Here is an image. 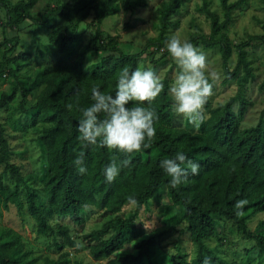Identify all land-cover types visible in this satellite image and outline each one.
Instances as JSON below:
<instances>
[{
	"label": "trees",
	"instance_id": "obj_1",
	"mask_svg": "<svg viewBox=\"0 0 264 264\" xmlns=\"http://www.w3.org/2000/svg\"><path fill=\"white\" fill-rule=\"evenodd\" d=\"M41 1L0 0V10L4 9L8 16L1 23L4 35L0 39V80L8 83L6 89H0V164L4 165L0 175V215L12 207L23 214L26 207L37 232L62 237L63 241L56 239L55 244L63 250L75 246V241L70 228L53 226L52 218L68 216L82 226L86 220L84 212L91 206L106 214H116L133 202L136 211L107 221L101 229L85 235L95 260L109 259V264H156L152 255L154 245L161 244V238L179 222L186 224L196 252L190 256L178 242L176 252H168L167 264H203L205 258H210L211 264H241L223 256L219 245H209L220 227L230 222L255 241L252 250L264 260V217L258 221L257 232L250 227L254 217L264 213V117L257 125L243 129L242 119L251 103L240 93L218 107L211 105L209 97L204 106L207 118L199 129L185 118L175 125L174 103L169 93L174 78L168 76L160 95L142 105L155 109L158 116L154 123L156 136L150 147L129 154L87 145L78 138L81 109L93 102L91 89L97 87L104 94L114 95L119 71L124 67L130 71L140 68L144 53L153 46L156 50L150 53L151 60L166 62L170 55L167 41L182 25L181 17L190 0H165L158 9V36L136 52L122 49L117 35H108L102 41V24L122 11L135 14L148 8L149 0H57L55 4L49 0L35 16L33 9ZM219 1L221 15L212 9L210 0H204L199 11L209 18L210 32L205 34L197 29L188 41L195 47L200 44L219 50L227 80L240 78L244 86L254 76L248 51L253 42L264 45V21L262 32L233 42L230 27L236 19L234 13L246 8L250 0ZM59 20L66 23L59 24ZM84 22L93 31L87 43L79 32ZM26 24L33 29L30 32L36 39L34 47L29 38L20 36L19 31ZM8 27L16 34L7 35ZM130 27L126 23L125 30ZM33 49L35 59L47 58V62L32 75L24 76V70L32 64ZM158 53L161 55L155 60ZM235 53L237 65L231 70ZM236 100L240 102L237 110ZM31 132L37 135L42 162L37 176L26 177L21 166L13 161L16 154L22 156L23 152H16L11 141ZM177 152L198 163L200 169L198 175L189 174L187 180L171 188V178L160 167V161L173 158ZM80 153L84 154L88 169L84 175L78 173L74 164ZM113 159L131 162L109 183L103 170ZM161 193H167L171 199L164 214L167 229L146 232L137 226L138 210L148 206L153 198H160ZM240 200L246 204L237 209ZM172 206L178 210L172 211ZM129 246L133 251L123 253ZM66 255L57 260L48 258L45 264H83L78 260L72 262ZM0 264H34L22 234L12 227H0Z\"/></svg>",
	"mask_w": 264,
	"mask_h": 264
},
{
	"label": "rangeland",
	"instance_id": "obj_2",
	"mask_svg": "<svg viewBox=\"0 0 264 264\" xmlns=\"http://www.w3.org/2000/svg\"><path fill=\"white\" fill-rule=\"evenodd\" d=\"M18 1V0H13ZM165 0H149V6L146 9L140 10L137 13H131L122 11L118 15L110 16L106 18L102 24V41H105L108 35H117L119 38V46L129 52H136L143 48L147 42L158 36V23L159 12L158 9ZM211 7L217 11L220 15L222 14V7L219 0H210ZM233 1V0H232ZM49 0H42L33 9V14L38 16L40 11L44 8ZM57 0H52V4H55ZM204 0H190L187 7L184 8L182 15V25L177 31L171 33L172 35L178 36L182 41L189 40L192 34L198 32L200 29L205 34L210 32V20L205 14L199 11V8L203 5ZM235 21L230 27V36L233 42L238 39L247 37L248 34L262 32L261 22L264 21V10H262V0H250V3L243 10L236 11ZM7 14L4 9L0 10V39H3V28L1 27L7 19ZM59 24H64L66 21L59 20ZM126 23H129L131 27L125 30ZM34 26V25H32ZM30 30H33L30 25H23L22 30L19 31L21 38H29V42H34L33 47L36 44V39ZM90 28L87 22L81 24L79 29L80 33H83L84 42L87 43L93 36V31L90 32ZM41 30H39L40 33ZM7 35H15L16 30L8 29L5 32ZM43 39L47 40V36L40 33ZM196 48L202 52L206 57V63L210 70L216 71L219 74L218 82L213 84V94L210 96L211 105L218 107L221 104L229 102L232 98L238 96L240 93L249 104L247 110L243 116L241 127L243 129L250 128L259 123L262 117H264V45L256 41L252 43V47L249 49V60L252 64L253 77L249 78V81L243 86L241 79L227 80L224 66L222 62V56L219 50H211L197 45ZM156 50L153 46L149 48L143 55L140 68L147 69L151 68L160 77L162 82L166 80V77L174 78L175 74L179 71L175 61L171 55L168 56V60L161 62H153L150 57V53ZM16 53V51H15ZM14 53V54H15ZM36 49H33L32 64L28 66L23 75L30 76L36 69L46 64L47 58L41 61L35 59L34 54ZM162 53V51H161ZM161 53L156 54L155 60L159 59ZM18 54V53H17ZM237 65V54L235 53L230 62V69L234 70ZM207 74V73H206ZM244 71L239 73L242 77ZM209 82L212 83L211 78ZM8 83L0 80V89H6ZM146 103V102H145ZM174 103V100H173ZM240 106V102L236 100L234 102V108L237 110ZM175 115V125L179 124V121L183 120V116ZM8 127V126H7ZM11 125H9V132H12ZM37 135L34 132L18 135L13 138L11 143L14 146L16 152H23L22 156L16 154L13 161L21 166V172L23 176L33 175L37 176L41 164V150L36 140ZM4 172V165L0 164V175ZM8 177L10 173L6 172ZM12 182V181H11ZM164 197L170 203L168 206L161 204V199ZM171 206V199L167 193H161V197H155L152 199L148 206H144L138 210L137 226L142 228L144 231L149 232L157 229L165 230V213L168 211V207ZM172 211L178 208H170ZM136 211V205L131 202L126 204L121 213L106 214L95 206L87 208L84 212L86 218L84 225L80 226L75 223L68 216H56L52 218L51 224L53 226L66 225L70 228V234L75 241V246H66L63 250L59 249L55 244L56 239L62 242V237L56 238L55 234L48 233L46 236L40 235L37 232L36 223L32 217H30L25 207L23 214H19L16 207H12L11 211L3 210L0 215V227L8 228L12 227L22 234L25 242L26 250L29 252V259L34 264H45L46 259H59L62 256L70 258L72 262L81 261L83 264H109V259L102 261L95 260L91 255L88 247V241L85 239V235L97 229H101L103 225L110 220H117L118 218L124 217L129 212ZM1 214V213H0ZM264 217V213L254 217L251 223V230L253 232L258 231V221ZM222 238V239H220ZM180 242L185 251L190 252V256L195 254L196 246L191 240L190 234L186 229L184 222H179L175 225L174 230L161 238V244L154 245V252L152 255L155 257L156 264H167L168 252L175 253L177 248L176 245ZM210 246H220L219 250L221 254L233 261H237L241 264H264V260L258 257L257 251H253L252 248L255 246V241L247 238L242 234L240 229L232 222L223 224L217 237H214L209 242ZM133 247L129 246L123 253L132 252Z\"/></svg>",
	"mask_w": 264,
	"mask_h": 264
},
{
	"label": "clouds",
	"instance_id": "obj_3",
	"mask_svg": "<svg viewBox=\"0 0 264 264\" xmlns=\"http://www.w3.org/2000/svg\"><path fill=\"white\" fill-rule=\"evenodd\" d=\"M166 47L179 68L169 88L174 100V111L199 129L207 118L204 106L213 94V84L218 82L219 74L208 68L205 55L190 41H182L178 36L172 35ZM163 89L161 77L151 68L138 67L130 71L124 67L117 75L114 95L104 94L97 87L91 89L93 102L81 109L79 140L87 145H99L110 151L118 150L129 154L150 147L156 136L154 123L158 116L155 109L142 105L154 101ZM130 162L129 159H113L103 170L107 182H113L121 168L127 167ZM74 164L79 174L87 173L83 153L74 160ZM160 167L171 178V188L187 180L189 174L198 175L200 169V165L183 152H177L173 158L161 160ZM169 203L162 197L163 206H168ZM245 204L244 200L237 201L236 208L242 209ZM203 264H211L210 258H205Z\"/></svg>",
	"mask_w": 264,
	"mask_h": 264
}]
</instances>
